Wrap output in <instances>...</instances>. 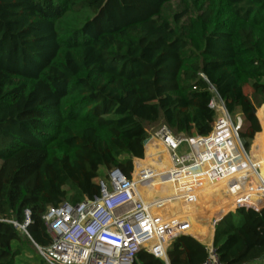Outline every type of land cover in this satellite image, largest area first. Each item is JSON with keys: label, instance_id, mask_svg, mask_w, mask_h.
Instances as JSON below:
<instances>
[{"label": "trees", "instance_id": "obj_1", "mask_svg": "<svg viewBox=\"0 0 264 264\" xmlns=\"http://www.w3.org/2000/svg\"><path fill=\"white\" fill-rule=\"evenodd\" d=\"M173 1L180 10L169 20L163 12ZM192 5L0 0V264H13L21 239L49 245L41 220L49 207L98 197L111 169L129 179L144 157L147 128L163 123L175 135H208L213 93L229 115H241L243 149L254 137L258 152L250 183L237 179L224 189L204 178L212 198L229 196L207 214L233 208L230 198L264 196L256 178L264 180V0ZM160 162L158 172L167 160ZM211 245L219 264L262 260L264 205L222 216ZM205 256L194 238L178 235L166 262L140 250L132 264H201Z\"/></svg>", "mask_w": 264, "mask_h": 264}, {"label": "built area", "instance_id": "obj_2", "mask_svg": "<svg viewBox=\"0 0 264 264\" xmlns=\"http://www.w3.org/2000/svg\"><path fill=\"white\" fill-rule=\"evenodd\" d=\"M212 101L213 98L210 108L214 118L206 136L175 135L163 123L146 132L144 149L153 146L155 150L151 163L158 166L163 157L168 162L158 173L162 181L155 183L150 201L145 202L138 192L154 180L153 165L144 162V158L134 162L129 179L117 169H111L107 181L98 182V197L76 205L61 203L46 209L41 220L50 242L43 248L35 246L44 264H132L140 250L164 260L169 242L178 235H187L184 230L188 217H182L183 206L179 203L187 205L196 201L193 190L199 182L183 184V180L203 177L217 183L221 178H230L229 187H233L237 179L250 183V177L238 174L244 169L242 151L238 152V148L241 149L237 134L240 123L231 121L219 99L218 111L214 112ZM246 164L252 166L249 162ZM230 201L235 205L234 210L257 211L264 205L262 198L253 203L234 198ZM151 207L156 209L155 213L151 212ZM168 208L171 211H167ZM218 221L214 218L211 228ZM13 226L23 229L14 223ZM202 246L206 256L201 264H219L212 245Z\"/></svg>", "mask_w": 264, "mask_h": 264}, {"label": "rangeland", "instance_id": "obj_3", "mask_svg": "<svg viewBox=\"0 0 264 264\" xmlns=\"http://www.w3.org/2000/svg\"><path fill=\"white\" fill-rule=\"evenodd\" d=\"M188 1V8L190 9V10H193L194 9V7H193V5H192V3H193V1L194 0H187ZM180 9H179V4H178V2L177 1H173L171 4H169V5H167L165 8H164V15L167 17V19H169V20H171V18H172V16L175 14V12H177V11H179ZM213 93V92H212ZM212 98H213V101H212V104H211V106H212V108L214 109V112L216 111H218V106H219V104H218V98H217V96L213 93V95H212ZM216 104V105H215ZM258 109H256V111H257ZM256 111H255V114H256ZM219 114V113H218ZM215 115L217 116V114L215 113ZM229 117H230V119H231V121L234 123V124H236V123H240V125L242 124V117H241V115L239 114V112L238 111H236L234 114H232V115H229ZM160 123H158L157 125H154L153 127H151V128H147V130L146 131H148V130H151V129H154V128H156L158 125H159ZM258 124H259V126H260V123H259V121H258ZM260 130H261V126H260ZM253 139H254V137H253ZM240 142V141H239ZM240 145H241V143H240ZM252 145H253V140L251 141V143H250V145H249V147H248V149L245 151L244 149H243V147H242V145H241V149H239L238 148V152H240L241 153V151H242V153H241V159H242V161H243V163H244V169L241 171V172H238V173H240V174H242V176L244 177V178H247V177H249L248 175L250 174V173H252V170H253V168H252V166L250 165V166H248L246 163L247 162H249V163H251V164H254V162H255V158L253 157V155H252V152H253V147H252ZM152 156V152L151 151H147V162L146 163H148L149 165H153L154 163H151V157ZM144 158H145V155H144V157H143V160H144ZM162 159H164L165 161H166V158L165 157H163ZM254 160V161H253ZM167 164H168V162H166V166H167ZM163 165H164V163H162V162H160V165H158V166H154L153 165V170H152V175H155L154 174V172L153 171H156L155 169L156 168H158V167H163ZM166 166H164V168L166 167ZM155 167V168H154ZM246 167V168H245ZM159 168V169H160ZM164 169H162L161 171H163ZM255 170V169H254ZM256 172V171H255ZM261 175V174H260ZM153 177V181H151L150 183H149V185H147L146 187H145V189H139L138 190V192H139V195H141V196H143V198H144V201L146 202L147 200H149L150 201V199H151V197H153V195H154V193H153V190H155V187H156V182L158 183V182H160V181H162V179L160 180L159 179V177L160 176H152ZM242 177V178H243ZM260 177V176H259ZM259 177H256L258 180H260L261 178H259ZM229 180H230V178H226V181H224V180H222V179H220V181L222 182V185H223V187H224V189H226V187H225V184H227L228 182H229ZM101 181H103V182H106L107 181V178H101ZM242 181H244L245 182V180H242ZM252 181V180H251ZM262 181V180H261ZM263 182V181H262ZM252 185V184H251ZM235 186V185H234ZM199 186H197V188H198ZM253 189H255V188H253ZM222 191V190H221ZM155 192V191H154ZM223 193V192H222ZM250 193V192H249ZM253 193V192H252ZM223 196H222V199L220 200H216V198H209V199H207L206 200V204H205V211L206 212H208L210 209H213L214 207H215V205H216V203H217V205L219 204V201H220V203L223 201V199H227V196L223 193L222 194ZM247 196H248V194H247ZM260 198H262V197H260ZM260 198H259V200H260ZM258 200V201H259ZM198 201V200H197ZM197 201H195V203H194V206H192V211H190V217H192V218H190L191 220H192V224H193V227H191L192 228V232L191 233H184V234H192L193 236H196L194 233H202V232H204L205 233V231H210L211 230V226H212V222H213V220H214V218H218V217H220V216H223V215H225L226 213H228V212H232V211H234V209L233 210H231V209H227V210H225L223 213H220V214H218V215H214V214H203V215H196V211L197 210H195L194 209V207H195V204H197L196 202ZM262 203H264V199L262 198ZM180 205H182L183 207H181L182 209V213H184V212H186L185 211V205L183 204V203H179ZM253 206H254V204H252ZM171 206V205H170ZM169 206V207H170ZM222 208V207H221ZM194 209V210H193ZM215 211H219L220 209H214ZM155 211H156V209L155 208H153V207H151V212L152 213H155ZM189 218V217H188ZM14 248H16V245H14L13 246ZM18 247H20V249H21V251L17 254V256H15L14 257V260H13V264H35L36 262L35 261H40V259H39V257H38V255H37V253H36V250H35V248H34V245L32 244V243H26L25 241H24V239H21V241L18 243Z\"/></svg>", "mask_w": 264, "mask_h": 264}, {"label": "crops", "instance_id": "obj_4", "mask_svg": "<svg viewBox=\"0 0 264 264\" xmlns=\"http://www.w3.org/2000/svg\"><path fill=\"white\" fill-rule=\"evenodd\" d=\"M255 116V118H256V115H254ZM256 120H257V122H258V119L256 118ZM259 125V124H258ZM259 132H260V126H259ZM257 134V133H256ZM255 134V135H256ZM254 135V136H255ZM254 140V139H253ZM150 149H151V152H153L154 151V147L153 146H150ZM146 151H147V149L145 148L144 149V155H146ZM257 152H258V150L255 148V149H253V152H252V155H253V157L256 159L255 160V162L254 163H257ZM254 161V160H253ZM256 171H257V169H256ZM184 184H189V181H187V180H184ZM193 191H195V200L197 201L196 203L197 204H195V207H194V209L195 210H197L196 212V215H203V214H207V212L205 211V202H206V200L207 199H211L212 197L211 196H209L210 195V191H209V188H208V186H207V184H206V182L204 181V178L202 177V184L201 185H199V187L197 188H194V190ZM209 191V192H208ZM206 193V194H205ZM209 194V195H208ZM246 201L248 202V203H253V202H255V201H257L256 199H255V195H254V193H252V192H250V193H248V196L246 197ZM227 203H228V201H227V199L226 200H224V202H223V204L222 205H220V206H218L217 205V203H216V205H215V207L213 208V209H220L221 207H224V206H226L227 205ZM192 206H194V203H188L187 205H185V211L186 212H184V213H182V214H185V216H187V217H189V218H187L186 219V226H187V228L189 229V230H191V231H189V230H187V229H185V231H187L188 233H191L192 232V228L191 227H193V224H192V220L190 219V218H192V217H190V211H192L191 209H192ZM193 209V210H194ZM226 209H228V208H226ZM231 210H233L232 208H230ZM171 209L170 208H168L167 209V211H170ZM193 212V211H192ZM224 216V215H223ZM222 216H220V217H218V219L219 218H221ZM190 226V227H188V225ZM213 229L214 228H211V230L210 231H205V233L204 232H202V233H194L196 236H193L192 238H194L196 241H198L201 245H205V244H211V242H212V234H213ZM192 235V234H191ZM252 264H264V260H260V261H257V262H254V263H252Z\"/></svg>", "mask_w": 264, "mask_h": 264}, {"label": "bare ground", "instance_id": "obj_5", "mask_svg": "<svg viewBox=\"0 0 264 264\" xmlns=\"http://www.w3.org/2000/svg\"><path fill=\"white\" fill-rule=\"evenodd\" d=\"M146 149H147V151H151L150 147H147ZM158 150H159V149H158ZM147 151H146V155H145V160H144V162H147ZM154 153H155V150L152 152V156L154 155ZM152 156H151V157H152ZM253 166H254V165H253ZM254 169H256L255 166H254ZM153 172H154V174H155V175H153V176H155V177H156V176H161V175H158V173H160V172H158V171H153ZM260 176H261V175H260ZM185 180L189 181V183H190V182H196V181H197V182H199V185L202 184V177H198V178H196V179H195V178H190V177H189V178H187V179H185ZM261 180H262L263 183H264V180H263L262 176H261ZM182 183L184 184V180H183ZM199 185H198V186H199ZM208 192H209V191H208ZM205 194H206V193H205ZM208 195H209V194H208ZM209 196H210V195H209ZM262 198H264V196H262ZM174 206H175V205H174ZM174 206L171 205L170 207L173 208ZM174 208H175V207H174ZM170 209H171V208H170ZM170 211H171V210H170Z\"/></svg>", "mask_w": 264, "mask_h": 264}, {"label": "water", "instance_id": "obj_6", "mask_svg": "<svg viewBox=\"0 0 264 264\" xmlns=\"http://www.w3.org/2000/svg\"><path fill=\"white\" fill-rule=\"evenodd\" d=\"M253 114L255 115V112ZM219 220H220V218H219ZM164 261L166 262V258L164 259Z\"/></svg>", "mask_w": 264, "mask_h": 264}]
</instances>
